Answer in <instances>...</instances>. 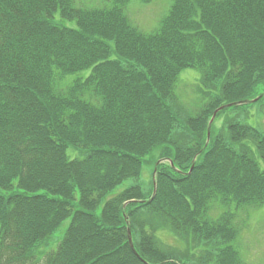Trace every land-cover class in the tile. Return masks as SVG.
Instances as JSON below:
<instances>
[{"label": "trees", "instance_id": "1", "mask_svg": "<svg viewBox=\"0 0 264 264\" xmlns=\"http://www.w3.org/2000/svg\"><path fill=\"white\" fill-rule=\"evenodd\" d=\"M83 1L0 0V264H250L231 243L238 211L264 203V171L235 144L264 160V131L216 132L222 110L209 141L208 127L264 89V0H175L154 33L131 0ZM185 69L201 73L194 114L177 95Z\"/></svg>", "mask_w": 264, "mask_h": 264}, {"label": "rangeland", "instance_id": "2", "mask_svg": "<svg viewBox=\"0 0 264 264\" xmlns=\"http://www.w3.org/2000/svg\"><path fill=\"white\" fill-rule=\"evenodd\" d=\"M101 0H84L82 3L86 5H94ZM175 0H152L151 2H144L142 0H131L127 6L126 12L131 19L133 25L138 27L145 33H154L159 30L162 20L168 15L170 8L174 4ZM68 26H74V22H67ZM89 71H83L68 75L66 79L60 84L64 87L65 84L72 82L79 77H86ZM260 95L256 98H260L264 95V89H261ZM177 95L180 100V104L189 114H194L198 111L203 104V94L201 89V73L196 69H185L181 72L179 82L177 84ZM239 121L242 123L250 124L264 131V97L253 101L250 100L247 103L234 105L225 108L221 111L215 120L216 132L226 127L224 132H227V125L229 122ZM211 136V132H210ZM241 144L248 145L252 151L253 156L259 163L261 169L264 171V160L260 156L259 150L256 144L251 140H244L241 143L235 144L239 147ZM69 154L73 156L74 150H69ZM157 154V153H156ZM155 154V155H156ZM153 157L145 158L143 164L141 178L139 183L144 187L152 179V170L154 169ZM136 183L135 179H128L117 187L107 199L122 192L127 187ZM236 207L231 205V209ZM101 207L96 211L99 213ZM215 215L219 210H215ZM239 215L236 220L239 232L237 238L231 243L239 252L242 259L250 264H264V203L255 208H244L239 210ZM237 212V213H238ZM72 217L65 219L53 236L45 242L40 249L37 250L38 257L44 259L47 253L57 249L58 244L64 239L70 225ZM160 237L171 246L182 245L177 242L169 231L164 229L159 232Z\"/></svg>", "mask_w": 264, "mask_h": 264}, {"label": "water", "instance_id": "3", "mask_svg": "<svg viewBox=\"0 0 264 264\" xmlns=\"http://www.w3.org/2000/svg\"><path fill=\"white\" fill-rule=\"evenodd\" d=\"M258 99H259V98H256V99L253 100V101H257ZM247 102H248V101H243V102H239V103H230V104H227V105H224V106L218 108V109L214 112V114H213V116H212V119H211V121H210L209 127H208V141H209L210 132H211V125H212V123L214 122V120H215L217 114H218L221 110H223V109H225V108H228V107H231V106H234V105L244 104V103H247ZM161 162H162V161H159L158 164H160ZM155 193H156V182H155L154 195H155ZM154 195H153V196H154ZM129 235H130V236H129V240H130V243H131V247L134 248L133 241H132V237H131V232H130Z\"/></svg>", "mask_w": 264, "mask_h": 264}]
</instances>
